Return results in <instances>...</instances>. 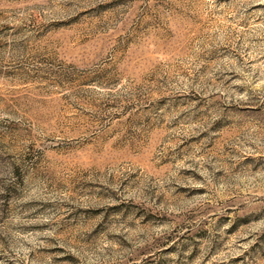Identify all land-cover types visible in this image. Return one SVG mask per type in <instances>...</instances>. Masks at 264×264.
Segmentation results:
<instances>
[{"label":"rangeland","instance_id":"1","mask_svg":"<svg viewBox=\"0 0 264 264\" xmlns=\"http://www.w3.org/2000/svg\"><path fill=\"white\" fill-rule=\"evenodd\" d=\"M0 264H264V0H0Z\"/></svg>","mask_w":264,"mask_h":264}]
</instances>
